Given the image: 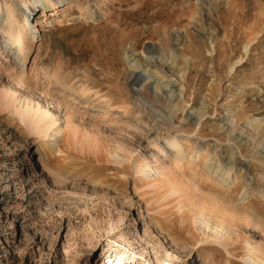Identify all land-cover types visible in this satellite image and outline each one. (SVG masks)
<instances>
[{
  "label": "rangeland",
  "instance_id": "374dc122",
  "mask_svg": "<svg viewBox=\"0 0 264 264\" xmlns=\"http://www.w3.org/2000/svg\"><path fill=\"white\" fill-rule=\"evenodd\" d=\"M95 1L71 0L65 9L60 7L58 15L65 13L66 20L38 33L35 51L25 61L7 43L1 31L5 15L0 18V93L32 99L64 130L51 145L63 152H56L52 163L46 159L44 169L39 164V136L0 102V264H229L226 250L237 253L248 238L264 249V230L243 217L230 223L240 235L232 246L222 247L212 237L204 240L194 225L180 222L181 194L146 184L108 154L120 146L125 152L118 153L132 162L139 158L168 165L171 152H159L154 144L166 147L162 138L170 130L203 153L201 159H192L195 171L202 174L192 180L199 188L193 203L211 207L203 195L216 192L204 178L218 169H230L231 174L215 175L217 180L242 183L237 192L244 186L264 194V165L254 154L258 145L243 144L257 129V120L264 125V0H107L104 9L79 15L76 2L92 9ZM4 2L17 7L18 17L24 14L20 0ZM42 12L27 17L39 23L44 14L54 13ZM151 45L166 57L172 48L179 57H188L185 79L178 73L182 59L178 68L158 59L148 63L173 79L169 86L176 93L181 90L183 109L171 111V90L155 94L151 84H132L124 50L142 63ZM237 58L240 63L231 68ZM55 70L60 77L73 75L72 81L64 85L47 76ZM73 82L87 87L84 93L70 88ZM138 87L139 95L134 96L131 88ZM106 94L109 100L101 98ZM118 96L121 103L116 102ZM119 103H128L134 113L118 108ZM201 106L205 116L188 120V111ZM231 118L233 126L227 124ZM223 124L233 129L227 140L224 130L215 128ZM262 134L260 130L258 141H264ZM128 151L133 157L124 155ZM190 173L177 175L186 182ZM247 201L254 204L247 212H259L254 215L262 222L264 201L251 197L238 203ZM210 209L218 216L216 208ZM145 224L149 237L143 236Z\"/></svg>",
  "mask_w": 264,
  "mask_h": 264
},
{
  "label": "bare ground",
  "instance_id": "6f19581e",
  "mask_svg": "<svg viewBox=\"0 0 264 264\" xmlns=\"http://www.w3.org/2000/svg\"><path fill=\"white\" fill-rule=\"evenodd\" d=\"M4 1H6V0H0V7L4 3V9L0 8V18L2 17V15H5V18H3L1 20L4 24L3 28H1V31L6 35L7 43L10 44L11 47H14L21 54L23 61H25L28 58V56L35 51V48L39 42V36L40 35H38V33L45 31L51 25L59 24V23H62L66 20L65 18L67 17V15L65 13H62V16H59L60 14L58 15V10L60 7H63V8H64V6L68 7L71 3V0H60L59 1L60 3L57 5L52 3L53 0H20V8L24 9L25 12L22 16L18 17V14L16 15L17 7L12 6V4H10V3H5ZM106 1L107 0H96L95 3H93L92 9L89 6V4H83L82 5L80 3L78 4V2H76L77 6H78V10H79V15L84 16L88 12L97 11L98 9H101V7L103 8L106 5L105 4ZM73 2H75V1H73ZM40 9L43 10V12H42L43 14L48 13L49 10L54 11V13L51 14V16L44 14L45 18L41 19L39 23H34V22H32V20L30 21L28 19L27 15L33 14V16H34L35 15L34 12L35 11L38 12V11H40ZM146 48H147L145 50L146 54L144 56L146 58V60H144V62H142V63L139 62V60L137 58H136V60L131 59V56H133V55H131V53L128 54V51L124 50L125 51L124 59L126 60L127 64L129 65V68L131 69V76H132V80H133L132 84L133 85H138V84L141 85L140 83H143V85H144V83L146 85L151 84V88H152L153 93L156 94V93H160V92L162 93L163 92V94L164 93L166 94L167 89L169 91L171 90V86H169V85L173 79L170 80V78H169V80H168L167 79L168 76L166 77V75L164 73H162V71L159 70V68L154 67L153 69H151V67H148L150 64H153L154 62L150 63V64H148V63L150 61L152 62L155 59H158V60H161L163 62V64L166 63L170 67H173V66L176 67L177 61L179 59L180 60L182 59L183 60L182 61L183 63L181 62L182 65H178L179 68L178 67H176V68H178V73H179L180 77H183L186 75V72H187L186 70H187L188 64L190 63L189 59H188V57L183 56V55L181 57H179L178 54L175 52L174 48H172L170 50L172 55L171 56L168 55L169 57H166L167 55L164 56V53H162L163 55L160 52L157 53L155 51L153 45L147 46ZM244 48H245L244 51L246 52L247 51L246 46H244ZM241 58H239V59L237 58L238 60L233 61L232 64L230 63L231 68L233 67V65L240 63ZM158 60H157V62H158ZM60 70H62V69L60 68ZM140 71H143V74H141ZM230 71H232V70L230 69ZM48 72L49 71H47V73ZM87 72H90V71L87 70ZM69 73H71V72H69ZM58 74H60V73H56V70H55L54 72H52V71H51V73L49 72L47 76L55 77V80L57 77L60 80L59 82H61V84H64V85H67V83L69 84V82L72 81L73 75L69 76V78H65L64 74H63L64 77L63 76L60 77ZM118 76H119V74H118ZM34 78H37V77H34ZM108 78L109 77H107V79ZM110 78L108 80H110ZM74 82H73V84L71 83L70 88H72L74 91H77V92L83 91V93H84V90H86L87 87L84 86L85 88L82 89V88L78 87L79 80L76 83L77 85ZM81 83H82V81H81ZM94 84H95V82H94ZM82 85H84V84H82ZM142 87H141V89H142ZM139 88L140 87H138L137 89L131 88V92L134 96L139 95V92H140ZM89 89H87L88 92H89ZM91 91L92 90H90V92ZM94 91H96V90H94ZM83 93H81V94H83ZM14 94H15V92H14ZM14 94L10 95L8 93V91L0 93V102H3L6 107L11 108L10 109V115L14 116L18 122L22 123L26 127V129H28V131L30 133H34V134H37L39 136L38 137L39 138L38 150L40 151L39 154L43 156L39 160V164H41L43 166V168L45 169L48 167V164L46 163V159L50 161V158L52 156H54V154L56 152H58V153L63 152L59 146H58L59 148L57 150H55L54 148L51 147V145H53L55 143V140L58 137H60L61 134L64 133V130L60 126H58V120L55 118V116L53 114L49 113L47 111V109L43 108L38 103H36L35 101H33L32 99H30L26 96H20L18 98ZM94 95H96L95 92H94ZM116 95H118V93H116ZM85 96H86V94H85ZM107 96L108 97L103 95V97H101V98L102 99L104 98V100H105V98L106 99L109 98V95H107ZM168 96L170 99L168 102H169V106H170L171 111H177L183 107L184 101L182 98L183 96L181 95V90H180V92L177 91V93H176V90H171L170 95H168ZM68 97H69V95H68ZM101 98H99V99H101ZM102 99H101V101H102ZM118 99H119V96L117 97L116 102L121 103L122 98L119 99V101H118ZM107 100H109V99H107ZM107 100H106V102H107ZM126 100H127V97H126ZM167 100H168V98H167ZM91 102H93V101H91ZM123 104H125V103H122V105L117 104L118 108H121V109L123 108L124 111L125 110L128 111V109H130V108L127 106V104H125L126 106H124ZM134 104L136 105V102ZM117 105H116V107H117ZM127 107H128V109H126ZM130 107H132V106H130ZM133 107H135V106H133ZM132 109H130V110L131 111L135 110V109H133V110ZM168 109H169V107H168ZM123 110H122V113H123ZM131 113H134V111ZM126 114H128V113L126 112ZM204 114H205L204 107L201 106L198 108H193L190 111H188L187 118H188V120L196 118L198 121V120L202 119V116L203 117L205 116ZM135 117H137V116H135ZM232 122H233V119L231 118L227 124L232 125ZM262 123L263 122L257 120V122H256V125H257L256 128L257 129H253L252 133L249 136L247 135L248 139H247V141L243 142V144L244 143L248 144V145L252 144L251 148H254V146L256 147L258 145L257 146L258 149H256L255 152L254 151L253 152L256 155V159L258 157L257 160L263 166L264 165V141H263L264 139L262 140L263 142L258 141V135L260 133V130L264 133V129H260V127L264 126ZM17 126H19V128H20L21 124H18ZM215 128H216V130L219 131V133H220V131L223 132V130H224V132L226 133V135L225 134L224 135L227 136L226 140L228 139L229 135L230 136L233 135V133L230 134L231 131H229L230 130L229 128H231V127H229L228 129L227 128L224 129V124L223 125H216ZM162 139L164 140V145L168 149H166V147H164V146L159 145L158 142L154 144V148L156 150H158L159 152H164V151H165V153H167V151L171 152L170 153L171 155L168 158L169 159L168 165L157 164L158 161H155L154 164L151 165L147 161H145L143 159H139V158L133 160V162H132V161H130L131 160L130 157H129L130 158L129 159V158H126V157L120 155V154L125 152V151H122L124 148L123 147L121 148L120 146L116 147L117 149L115 148L113 151L112 150L109 151L108 154H109L112 162H114L115 164L121 165L124 169L128 168L130 170V168H131L133 175H136L139 179H143V178L146 179V184L154 185L156 187V189L165 187L168 189L169 192H171L173 194H181V196H180L181 200L178 201V206H177V211L180 212L179 220L181 223H186V221H187L191 225H194L196 227V229L199 230L200 233H202V238L204 240L205 239L207 240L210 237H212V239H214L215 242H217L218 244L222 245V247H226L228 245L232 246L231 244H233L234 242H236L237 240L240 239V235L235 234L234 228H232L230 223L235 222V220L238 219L239 217H241V218L243 217L242 219H244V221L247 224H250V226L252 224L253 228L257 227L258 229L262 228L264 230V219L262 218L263 220H262V222H260V220H257V219H259V217L256 219L255 215H254L255 213L258 214L259 212L255 211V213L253 212L254 213L253 215L247 212V209L252 208L251 206L254 204L251 205L250 204L251 202H248V201H247V203L246 202L245 203H238L239 201H246V199L249 200L251 197H254V198L256 197L257 201L258 200H261V202L264 201V194H262L263 193L262 190H248L247 187L244 188V186H243V189L241 191L237 192L236 186L238 185V183L239 184H242V183H240L238 181L236 182V180L231 179V178L228 181H226V180L224 181L222 179H221V181H219L215 178V175H219V176H221V178L222 177H225V178L230 177V174H231L230 169H225V171L218 169V170H215V173L208 174L204 178L205 179L204 181H206V184L205 183L204 184L206 186L208 185V183L212 184L210 186H213V187H210V186H208V187L215 188L216 193L212 194V195L211 194H207V195L205 194V195H203V197L204 196L207 197V199H205V200H207L208 205L211 206L210 208L213 207V208H216L218 210L217 213H219V214H218V216L215 217V215L211 211L212 209H210L209 207H208L209 208V210H208V208H206L204 206V204L203 205L200 203L195 204L192 202V199L194 197H196L195 195L193 196V194L194 193L196 194L199 191V188L197 186H195L196 183L193 181H194V179L197 180V179H199V177H202L201 172L195 171L196 168H195V165L192 163V159H195V158L201 159L203 157V153L201 151L198 152L197 150H195V148H194L195 145L193 144V142H191L188 139L177 138L176 135H172V132L170 130L167 131L166 135L163 136ZM233 140H235V139H233ZM260 140H261V138H260ZM232 143H236V140H235V142L233 141ZM118 151H120V152L122 151V153L119 154ZM257 151H259V153ZM256 152H257V154H256ZM127 153H129V151L126 152L124 155H126ZM129 154L132 156L131 153H129ZM202 160H204L203 161L204 164L208 163V158L206 159V157H204ZM50 162L52 163V160ZM124 162L128 163L129 165H127V166L124 165V164H126ZM51 163H49V164H51ZM35 164L36 163L34 162L33 165H35ZM49 169H51V168H49ZM188 170L191 171V173L189 174L191 179H189V177L185 178L186 179V182H185V180L182 178L180 179L177 174H179V175L181 174V176H182V174ZM52 171L56 172L57 174L62 172L60 168H54V169H52ZM199 171H201V170H199ZM192 182H193V184H192ZM192 186H194L195 188ZM191 188H193L195 190V192ZM201 191L202 190H200V192ZM203 193L201 192V194H203ZM199 199L201 200L203 198H199ZM258 209H259V207H258ZM258 209H257V211H258ZM228 222H229V224H228ZM148 227L146 226V224L143 226V236L149 237ZM234 252L226 250V254H227L226 257L228 259L227 262H229V264H264V249H261L260 245H255L251 241L250 238L244 240V242L242 243L241 250L239 249L237 253H234Z\"/></svg>",
  "mask_w": 264,
  "mask_h": 264
}]
</instances>
